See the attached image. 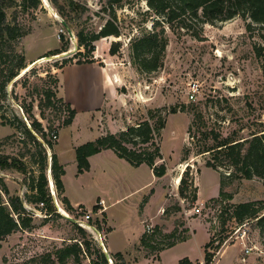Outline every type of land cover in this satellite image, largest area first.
<instances>
[{
  "label": "rangeland",
  "instance_id": "rangeland-1",
  "mask_svg": "<svg viewBox=\"0 0 264 264\" xmlns=\"http://www.w3.org/2000/svg\"><path fill=\"white\" fill-rule=\"evenodd\" d=\"M72 1L83 9L75 14L62 0H58L64 6L67 17L74 19L73 35L78 30L98 32L110 18L107 0ZM15 2L5 12L6 21L16 23L20 32L26 33L19 41L18 50L24 54L26 63L37 57L44 59L32 66L28 65L14 85H10V100L0 103V114L9 118L14 114L23 119L20 106L33 104V117L40 120L45 128L51 126V130L57 131L59 142H55L57 146L53 148V152H56L64 164V182L68 195L71 199L81 201L86 214L92 219L100 220V214L90 213L96 192L86 184V178L75 182L74 152L69 148L71 141L81 145L96 139V129H87L90 118L81 115L72 127L62 129V121L67 116L63 107L58 104L55 112L45 110L44 120L40 119L36 107L38 99L42 97L44 85H48L52 79L57 80V96L62 99L57 76L63 67L61 62L71 58L77 51H73L76 46L75 36L72 40L69 39L61 26L63 19L50 0H41L38 9L27 12H22L17 7L20 0ZM113 13L120 27V36H110L95 42L93 58L100 66L113 68L121 95L120 99L103 108L99 129L105 130L106 126L112 130L120 129L146 119L150 111L168 110L174 106L178 108L176 114H166L165 126L158 137L163 158L158 164L166 166V174L158 182L148 211H155V215L159 217L156 224L144 220L141 224L139 212L134 205L137 197H133L122 208L113 207L108 211L113 228L108 236V243L106 240L109 228L106 221L101 226L99 236L89 230L87 223H82L81 226L76 224L86 232L84 240L90 244V255L82 254L79 263L70 260L67 264H92V260L96 259L95 250L102 251V245L109 256L113 254L109 252L107 245L122 252L133 250L124 264H135L133 259L136 264H176L175 258L183 256L196 260L192 264H204L201 259L202 245L210 239L213 240V246L224 239L210 264H264V223L260 226L256 220H249L240 225L230 220L225 212L226 204L264 200V181L255 176L251 179L242 178L225 163L220 165L219 160L214 161L212 154H199L202 149L215 144L213 134L217 135L218 140L231 138L241 141L264 128V79L261 61L254 49L255 46H264V27L251 23L248 29L249 19L235 17L225 22L204 25L200 33L201 40L195 39L185 30L172 31L165 28L167 46L162 67L154 73L142 74L131 64L129 46L143 30H150L157 18L148 11L144 0H125L120 7L113 6ZM157 29H160L159 25ZM59 35L68 37L69 51L72 53L65 57L62 53L49 56L56 58L42 57L47 52L60 48ZM114 43H118L119 47L113 55L109 49ZM70 60L66 65L76 64V59ZM194 86L197 88L195 98L189 100L188 94ZM94 124L96 126L95 122ZM15 132L8 126L0 125V140ZM16 135L15 139L0 145V154L20 159L27 168L26 173L8 169L0 172V179L10 196H18L24 200L32 194L28 186L30 177L38 174V166L36 156L32 160L26 156L21 143L23 136L18 133ZM47 153L49 159L52 152L48 150ZM183 159H186L185 162ZM207 160L219 164L217 170L207 168ZM184 164L189 166L186 178L190 185L185 197L178 194L179 183L175 182L176 177H181V170H185L186 167L182 169ZM46 175L50 185L52 178L49 165ZM220 188L222 195H219ZM193 191L197 198L194 202L191 201ZM1 196L3 199L7 198L3 194ZM211 198H217L218 203L209 202ZM57 202L63 209L59 200ZM201 203L205 207L200 214L193 215L194 208ZM24 206L33 213L34 228L15 232L1 242L0 264H22L32 257L67 244L83 242L75 224L63 218L55 206L56 213H40L27 203ZM165 209H168V214H163ZM44 214H47L46 219ZM67 215L72 218L70 214ZM145 224L159 229L158 234H154V242L161 241L162 235H168L174 230L176 239L190 236V240L165 249L161 254V262L156 260L158 252L150 254L156 256L153 259H142L147 251L134 246L139 242L142 228L145 233ZM192 230L196 232L194 238H191ZM110 259L112 263H120L111 256Z\"/></svg>",
  "mask_w": 264,
  "mask_h": 264
},
{
  "label": "trees",
  "instance_id": "trees-1",
  "mask_svg": "<svg viewBox=\"0 0 264 264\" xmlns=\"http://www.w3.org/2000/svg\"><path fill=\"white\" fill-rule=\"evenodd\" d=\"M62 1L75 14L83 9L81 5L72 0ZM123 1L125 0H107L106 7L111 12L110 18L106 20L98 32L86 33L83 30H78L74 33L77 51L71 58L64 59L61 62V67L68 64L71 61L70 59H76V64L95 62L93 58L95 42L110 36L116 38L120 36V27L116 22L113 6L120 7ZM144 1L146 2L148 11L157 20H155L150 30H143L137 38L131 41L129 46L131 64L142 74L154 73L162 67L163 56L167 46L165 28L172 31L185 30V32H188L195 39L201 40L200 33L204 25L225 22L235 17L249 19L248 29H250L251 23L264 27V0ZM50 2L63 21L72 30V21L74 19L72 20L69 16L67 17L64 6L59 4L58 0H50ZM15 3V0H0V103L8 99L10 100V93L8 92L10 85H14L22 71L30 65L26 63L24 54L18 50L19 41L26 33L20 32V28L16 23L6 21L5 11L12 8ZM40 4L41 0H20L17 7L22 12H27L38 9ZM103 11L106 10L103 8ZM158 25L160 27L159 30L157 29ZM59 41V49L49 51L42 57L55 56L67 52L70 47L68 37L59 35ZM118 47V43L112 44L109 49L110 54L114 55ZM254 49L257 58L261 61V73L264 79V46H255ZM57 95V80L52 79L48 85H44L42 97L38 99L36 107L39 110L41 120L45 119V110L55 112L58 104L63 107L67 115L61 124L63 128L72 123L75 111ZM19 109L23 119L14 114L12 118H9L5 114H0V125L8 126L16 131L0 140V145H4L9 140L15 139L16 133L23 136L21 143L26 156H29L30 160L34 156L37 158L38 174L35 177H30L28 187L32 194L26 196L24 200H21L18 196H10L7 187L0 179V242L15 232L29 231L34 228L33 213L26 209L24 203L33 206L34 209H38L40 213L55 211L46 175L48 165L56 196L64 211L70 214L72 218L80 221H82L80 217L82 218L86 211L83 206L73 208L64 196L61 181L64 170L58 164L57 156L53 152L57 139H53L52 136L55 135L57 137V131L51 130V126L45 128L40 120L33 117L32 103L20 106ZM177 112L178 108L175 106L170 107L168 110L150 111L147 113L146 119L134 125L127 126L114 134L105 133L93 141L85 142L75 147L76 174L80 175L89 170L88 158L90 156L103 150H111L118 158L125 160L130 166L137 168L141 165H146L152 171L154 177H163L166 174V166L163 163L158 164L163 159L158 137L160 136V131L165 126L166 114L174 115ZM19 129L21 130L19 131ZM213 138L216 141L215 144L202 149L199 154H212L214 161L219 160L220 165L225 163L227 167H231L235 172L239 173L242 178L251 179L255 176L264 181V128L252 133L248 138H244L241 141L231 138L218 140L216 134H213ZM48 150L52 152L49 159ZM185 160L183 159L184 162ZM213 160H207L205 165L207 168L217 170L219 164H215ZM188 168L189 166L185 168L179 181L178 194L183 197H185V193L188 187H190L186 178ZM8 169H16L21 174H25L27 170L25 164L20 159L0 154V172ZM2 194L7 198L3 199ZM219 195H222L221 188L219 189ZM196 199L195 191H193L191 201L194 202ZM145 201L146 198L143 199L142 203ZM218 201L217 198L209 200L211 203H218ZM41 203L43 206L39 208L38 206ZM178 210L179 208L176 209V211ZM225 212L230 220L240 225L249 220H256L261 226L264 223V200L226 204ZM261 212L263 213L261 214ZM90 213L101 215L100 220L97 218L92 219L91 217L86 220L88 225L100 232L101 226L105 223L106 216L101 212L98 201L93 205ZM163 214H168V209H165ZM46 218L47 214H44V219ZM74 227L81 239H83L82 243L73 242L67 244L39 256L32 257L22 264H67L70 260L74 263H79L82 254L90 255V244L84 240L86 232L76 224ZM107 231L109 232V229ZM158 231L159 229L155 227L153 233H143L139 240V246L144 251H147L145 258L154 252H161L173 247L177 243L190 239V236H182L176 239V230H174L168 235H162L161 241L156 240L157 242H154V234H158ZM185 232L187 231L185 230ZM223 240L221 239L218 244L213 246V240L210 239L203 245L204 264H210ZM95 254L96 259L92 260V264H109L101 250H95ZM110 256L115 261H119V264H124L121 254L116 253ZM113 264L117 263L113 262ZM177 264H192V262L188 258H182Z\"/></svg>",
  "mask_w": 264,
  "mask_h": 264
},
{
  "label": "crops",
  "instance_id": "crops-1",
  "mask_svg": "<svg viewBox=\"0 0 264 264\" xmlns=\"http://www.w3.org/2000/svg\"><path fill=\"white\" fill-rule=\"evenodd\" d=\"M38 60H40V57H37L31 61H27V63L32 64ZM57 77L59 81L60 94L63 101L75 111V116L72 123L67 127H63L62 129L72 127L81 115H84L85 117L88 116V119L90 118L87 129L92 131L95 128L96 138L104 135L105 133H117L125 127L123 126L120 129L114 130L110 129L108 126H106L105 130L99 129L98 127L103 108L111 104V102L120 99L121 94L118 91V79L113 68L102 67L96 61L93 63L69 64L61 68ZM115 79H117V81ZM93 122L96 123V126L95 124L93 125ZM58 142L59 137L57 139V144ZM77 146H79V143H73L71 141L69 148H71V151L74 152V148ZM56 156L58 164L61 165L64 170V164L61 163L57 154ZM88 162L89 170L80 175L76 174L75 182H78V179L86 178V184L91 186L96 192L95 196H93L94 203L91 205V208L98 201V204L101 207V212H103L106 216L105 221L107 222V227L110 229L107 235L106 243H108V236L113 230L110 224V218H108V211L113 207L122 208L121 206L127 200H130L133 197H137V200L134 201V205L137 208V212H139L138 218L140 219V223L142 224V221L144 220L149 221L152 224H156L155 221L159 216L157 217L155 215V211L151 213L148 211V209L150 207L152 198L155 195L156 188H158V182L161 181L164 176L161 178L154 177L152 171L146 165H141L137 168H134L130 166L125 160L118 158L111 150H103L95 155L90 156L88 158ZM64 176L65 170L64 175L61 177L64 196L67 198L73 208H76L77 206L84 207L81 201L71 199L68 195V190L64 182ZM160 190L163 189L161 188ZM144 198H146V201L142 203ZM194 231L195 230L191 231V238L196 236V232ZM142 234L143 228L140 233L139 240ZM10 236L11 235L6 238H9ZM135 247L136 249L140 248L143 250L139 246V242L135 244L134 248ZM107 248L111 254H121L125 263H127L125 259L129 258L130 253L133 251L122 252L116 249H111L108 247V245ZM163 251L158 252V257L156 258L158 262H161V254ZM154 257L156 256L150 255L146 258L143 256L142 259L148 260L149 258L153 259ZM182 258H188L191 262L196 261L187 256H183L181 258L176 257V264ZM152 259L151 261L153 262ZM201 259L203 261V253ZM133 262L136 264L135 259H133Z\"/></svg>",
  "mask_w": 264,
  "mask_h": 264
},
{
  "label": "water",
  "instance_id": "water-1",
  "mask_svg": "<svg viewBox=\"0 0 264 264\" xmlns=\"http://www.w3.org/2000/svg\"><path fill=\"white\" fill-rule=\"evenodd\" d=\"M61 26L66 31V34L68 35L69 39L72 40L74 38V35H73L72 30L69 28V26L64 21H61ZM73 51H76V46H75V49ZM71 53H72V51L68 50L67 52H63L61 55L65 57V56L70 55ZM48 58H56V57H47L46 59H48ZM43 59L44 58H41L40 61L43 60ZM33 64H35V63H33ZM54 206L56 207V209L59 212L60 206L55 201H54ZM62 217L65 218L66 220H68L69 222H71L72 224H77V225L81 226V223H79L76 219L71 218L69 215H67V216L62 215ZM87 226L90 228V230H93V232H95L99 236V232L94 227H91L90 225H87ZM101 247H102V253H103L104 258L108 261L109 264H113L111 262V259H110V256H109V253L107 252V250L104 248L103 245Z\"/></svg>",
  "mask_w": 264,
  "mask_h": 264
},
{
  "label": "built area",
  "instance_id": "built-area-1",
  "mask_svg": "<svg viewBox=\"0 0 264 264\" xmlns=\"http://www.w3.org/2000/svg\"><path fill=\"white\" fill-rule=\"evenodd\" d=\"M61 32H63V30H61ZM197 92V88L194 86L193 87V89H191V91L189 92V94H188V98H189V100H194V98H195V93ZM52 138L53 139H57V137L55 136V135H53L52 136ZM49 189H50V194H51V197H52V201H53V204H54V201L55 202H57L58 200H57V198H56V195H55V191H54V187H53V184L52 183H50V185H49ZM58 203V202H57ZM59 205V204H58ZM43 205H42V203L41 204H39V208H41ZM205 206L201 203V204H198L195 208H194V210H193V215H198V214H200L201 213V211L203 210V208H204ZM39 211V210H38ZM80 211V210H79ZM40 212V211H39ZM86 212L87 211H85V213H84V218L82 219V221H80V220H77L79 223H81V225H82V223H86V220L88 219V218H90L91 216L90 215H88V214H86ZM144 229H145V233H147V234H151V233H153V226H151V225H149V224H145V227H144ZM112 262V261H111Z\"/></svg>",
  "mask_w": 264,
  "mask_h": 264
},
{
  "label": "bare ground",
  "instance_id": "bare-ground-1",
  "mask_svg": "<svg viewBox=\"0 0 264 264\" xmlns=\"http://www.w3.org/2000/svg\"><path fill=\"white\" fill-rule=\"evenodd\" d=\"M46 2V1H45ZM46 4H47V2H46ZM46 7H47V5H46ZM55 18H58L56 15L54 16ZM31 66H32V64H31ZM186 167V164H184L183 165V167H182V169L183 168H185ZM182 172L184 171V170H181ZM179 181H180V176H178V177H176V179H175V182L176 183H179ZM59 212L62 214V215H64V216H67V213L64 211V210H62L61 208L59 209ZM84 227V226H83ZM90 230V229H89Z\"/></svg>",
  "mask_w": 264,
  "mask_h": 264
}]
</instances>
